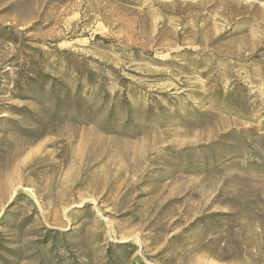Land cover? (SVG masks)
I'll return each instance as SVG.
<instances>
[{
  "label": "rangeland",
  "instance_id": "374dc122",
  "mask_svg": "<svg viewBox=\"0 0 264 264\" xmlns=\"http://www.w3.org/2000/svg\"><path fill=\"white\" fill-rule=\"evenodd\" d=\"M0 264H264V0H0Z\"/></svg>",
  "mask_w": 264,
  "mask_h": 264
}]
</instances>
